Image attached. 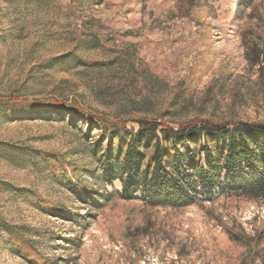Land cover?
Returning <instances> with one entry per match:
<instances>
[{
    "label": "rangeland",
    "instance_id": "374dc122",
    "mask_svg": "<svg viewBox=\"0 0 264 264\" xmlns=\"http://www.w3.org/2000/svg\"><path fill=\"white\" fill-rule=\"evenodd\" d=\"M245 3L0 0V100L58 98L135 129L136 120L160 117L262 123L264 0ZM88 30L101 39L98 47L85 39ZM121 54L127 60L112 69L75 60L110 62ZM98 136L97 126L82 116L72 123L69 113L0 117V184L7 186L0 189V264H32L5 226L46 264H264V200L224 196L172 210L113 197L94 210L53 183L40 159L38 166L8 160L35 152L62 158L91 187L81 170L92 164L87 148ZM93 189L110 195L123 186Z\"/></svg>",
    "mask_w": 264,
    "mask_h": 264
},
{
    "label": "trees",
    "instance_id": "16d2710c",
    "mask_svg": "<svg viewBox=\"0 0 264 264\" xmlns=\"http://www.w3.org/2000/svg\"><path fill=\"white\" fill-rule=\"evenodd\" d=\"M245 1L248 5L253 3V0ZM89 31L90 36L85 39H91V43L98 47L101 39L97 33ZM89 42L85 40V43ZM69 57L75 58L74 55ZM123 57L121 54L119 60L92 64L75 60L89 68L112 69L119 61L127 60L126 56ZM61 113H69L72 123L82 116L89 125L99 129V136L87 148L92 164L81 170L94 183L93 186L85 185L79 170L62 158L35 152V157L24 158L16 154L8 160L20 165L23 159H29L38 166L37 160L40 159L44 172L53 183L94 210L106 207L113 197L126 202H141L153 209L172 210H183L224 196L264 200V122L216 123L194 118L175 123L160 117L136 120L138 129H135L127 126L129 120L87 111L58 98L0 100V117L7 119L29 120L42 114ZM115 182L122 184L121 193L115 190L109 195L105 190L100 194L93 189L94 186H111ZM6 187L0 184L1 190ZM25 193L20 191L21 196L34 201L38 208L57 214L56 207L34 194L28 196ZM4 231L14 242L12 244L18 242L22 257H30L32 264H46L35 256L34 247L25 243L14 229L5 226ZM232 240L239 242L235 238Z\"/></svg>",
    "mask_w": 264,
    "mask_h": 264
}]
</instances>
